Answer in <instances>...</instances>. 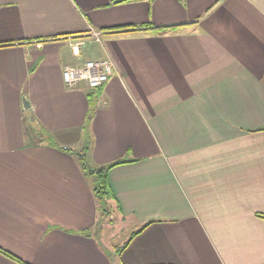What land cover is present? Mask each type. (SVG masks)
<instances>
[{
  "label": "crops",
  "instance_id": "0c3cea01",
  "mask_svg": "<svg viewBox=\"0 0 264 264\" xmlns=\"http://www.w3.org/2000/svg\"><path fill=\"white\" fill-rule=\"evenodd\" d=\"M113 1L0 0V264H114L71 155L88 91L62 80L105 56L87 156L134 160L109 204L128 238L150 223L117 264H264V0Z\"/></svg>",
  "mask_w": 264,
  "mask_h": 264
},
{
  "label": "trees",
  "instance_id": "16d2710c",
  "mask_svg": "<svg viewBox=\"0 0 264 264\" xmlns=\"http://www.w3.org/2000/svg\"><path fill=\"white\" fill-rule=\"evenodd\" d=\"M128 1H131V0H114L113 4H119V3L128 2ZM79 35H73V36H79ZM103 87H104V85L101 86L98 90L88 91V93L86 94L87 99H88V110H87V114H86V118H85V123H84V126L82 128V130L84 131L85 138H86V143H85V146L81 150L79 155H78V153L71 152V155H73V156L76 155L78 157V159H77L78 166H79L84 178L86 179V181L88 183V186L90 188V192H91L92 196L95 199V202H96L95 208H96V211L99 214L101 220H103L105 218L108 219L109 216L111 215V211H112L111 208L112 207L109 203L116 202V209L118 208V210H119V205H118V203H117V201H116V199L112 193L111 187L108 183V172H109V170L111 168H113L114 166L134 162V160H132V159H120L118 161H115L113 163H110V164L104 165V166H100V167L92 166L90 164V161H89L88 156H87V152H88L89 147H90L89 126L94 119L95 112L97 110V101H98L99 93L101 92ZM43 136L45 137L48 144L55 146V143L53 142V140L50 138V136L46 132H43ZM44 137L42 139H44ZM258 217L264 218V215H258ZM149 224L150 223H146L139 230H136L135 232H133L130 235V237L126 240V242H124L122 245L115 246V248L113 249V254L110 253V256L114 260L118 261L120 259V255H121L122 251L128 246V244L131 242V240L135 236H137ZM98 228L99 227L97 225V229ZM100 228H101V226H100ZM89 231H90V229H86V231H83V232H80L77 234L87 236L90 234ZM93 232H96V231H93ZM72 233H74V232H72ZM98 244L100 245L99 241H98ZM0 252L2 254H4L5 256L20 262L17 258L6 253L2 249H0Z\"/></svg>",
  "mask_w": 264,
  "mask_h": 264
},
{
  "label": "built area",
  "instance_id": "2783aa9c",
  "mask_svg": "<svg viewBox=\"0 0 264 264\" xmlns=\"http://www.w3.org/2000/svg\"><path fill=\"white\" fill-rule=\"evenodd\" d=\"M101 33L91 32V37L95 43H99ZM72 55L80 58L81 50L85 47V42H69ZM80 56V57H79ZM114 73V65L108 58L97 60H83L74 65H67L62 70V80L67 89H74L85 86L87 91L98 90L103 86Z\"/></svg>",
  "mask_w": 264,
  "mask_h": 264
},
{
  "label": "rangeland",
  "instance_id": "374dc122",
  "mask_svg": "<svg viewBox=\"0 0 264 264\" xmlns=\"http://www.w3.org/2000/svg\"><path fill=\"white\" fill-rule=\"evenodd\" d=\"M93 40L94 39L92 38V40H91L92 43L87 45V47L84 49V50L88 51L87 53H85L86 56H88L90 53L95 52L97 50L98 46L101 45V39H100L99 43H95ZM85 46H86V42H85ZM91 58L92 57H90V58L85 57V60L91 59ZM104 58H107V57L105 56ZM81 61H83V60H81ZM80 87L70 89V90H75V89L80 90ZM82 87L84 90L86 89V87L84 85ZM67 90L69 91V89H67ZM100 104H103V103H100ZM24 117L28 121H30V119L32 118V117L30 118L27 114ZM43 132L44 131L42 128L32 130L33 139L36 140L38 138H41ZM77 159H78V157H77ZM93 200H94V204H96L94 197H93ZM97 225H98V227H100V226L103 227V228H101V232L99 233L100 242H102V244H104L108 248V251L111 252L112 254H113V249L115 248V246H120L124 242H126L128 236H129V233L132 230V228L129 227L130 225H127V227H128L127 228V227H125V225L121 224L118 221V216H114L113 211H112V214L109 216L108 219L105 218L103 220L100 219V216L97 213V219L94 223L95 228L93 229V231L97 230ZM102 229H103V231H102ZM114 264H117L116 260H114Z\"/></svg>",
  "mask_w": 264,
  "mask_h": 264
},
{
  "label": "water",
  "instance_id": "95a60500",
  "mask_svg": "<svg viewBox=\"0 0 264 264\" xmlns=\"http://www.w3.org/2000/svg\"><path fill=\"white\" fill-rule=\"evenodd\" d=\"M22 102H23L24 108L27 109L29 107V104L27 103L26 99H22Z\"/></svg>",
  "mask_w": 264,
  "mask_h": 264
}]
</instances>
